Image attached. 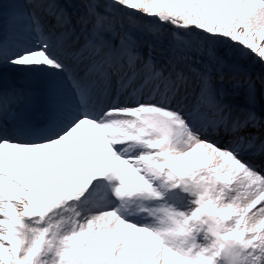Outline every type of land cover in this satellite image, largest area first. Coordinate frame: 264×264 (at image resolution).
<instances>
[{"label":"snow or ice","instance_id":"6c2138e0","mask_svg":"<svg viewBox=\"0 0 264 264\" xmlns=\"http://www.w3.org/2000/svg\"><path fill=\"white\" fill-rule=\"evenodd\" d=\"M251 55L264 0H0V264H264Z\"/></svg>","mask_w":264,"mask_h":264},{"label":"rangeland","instance_id":"374dc122","mask_svg":"<svg viewBox=\"0 0 264 264\" xmlns=\"http://www.w3.org/2000/svg\"><path fill=\"white\" fill-rule=\"evenodd\" d=\"M236 64L249 74H264V64L260 63L255 55L239 57L236 60Z\"/></svg>","mask_w":264,"mask_h":264},{"label":"water","instance_id":"95a60500","mask_svg":"<svg viewBox=\"0 0 264 264\" xmlns=\"http://www.w3.org/2000/svg\"><path fill=\"white\" fill-rule=\"evenodd\" d=\"M16 82L18 83V85L20 86H25L27 84V80L23 77H20L16 80Z\"/></svg>","mask_w":264,"mask_h":264}]
</instances>
